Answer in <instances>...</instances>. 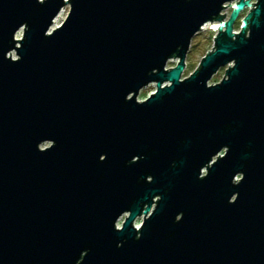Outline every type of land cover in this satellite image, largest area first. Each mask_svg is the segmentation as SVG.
<instances>
[{
  "label": "water",
  "instance_id": "95a60500",
  "mask_svg": "<svg viewBox=\"0 0 264 264\" xmlns=\"http://www.w3.org/2000/svg\"><path fill=\"white\" fill-rule=\"evenodd\" d=\"M0 264H264V0H0Z\"/></svg>",
  "mask_w": 264,
  "mask_h": 264
},
{
  "label": "rangeland",
  "instance_id": "374dc122",
  "mask_svg": "<svg viewBox=\"0 0 264 264\" xmlns=\"http://www.w3.org/2000/svg\"><path fill=\"white\" fill-rule=\"evenodd\" d=\"M64 9H65V13L63 14V16L60 19V23L61 24L67 18V15H68L69 10H70V6H66ZM230 12H231V10L228 9L226 13L230 14ZM247 12H248V10H245L240 15L238 20L236 21L235 30L237 32L240 30L242 19L247 14ZM22 35H23V32L21 31L19 38H22ZM215 35H216V32L214 30H211L209 27H207L204 30L202 29L196 36L193 37L192 42H191L190 50H189V52L187 54L186 68H185L184 73L182 75V80L187 78V77H189L192 73H194L199 68L201 60L208 54V51L210 53L213 50V46H214V42H213L214 40L213 39H214ZM12 55L15 56L14 53ZM175 65H176L175 62H169L167 69H169L171 67H174ZM224 77H225V68H222L212 78V80L210 81L209 85L221 82V80ZM155 91H156L155 85L151 84L150 86H148V87L144 88L143 90H141V92H140V94L138 96V100L147 99ZM137 222L139 224H141L142 223V218H139L137 220Z\"/></svg>",
  "mask_w": 264,
  "mask_h": 264
},
{
  "label": "bare ground",
  "instance_id": "6f19581e",
  "mask_svg": "<svg viewBox=\"0 0 264 264\" xmlns=\"http://www.w3.org/2000/svg\"><path fill=\"white\" fill-rule=\"evenodd\" d=\"M65 13V9L62 10V12L58 15V17L55 19L54 21V24H53V28L55 27H58L60 26V19L61 17L63 16V14ZM213 25H217L216 23H208L206 26L203 27V30L206 29L207 27H209L211 30L214 28V30H217L218 29V26L217 27H211ZM20 37V33L17 34V38L19 39ZM137 227L140 226V224L137 222L136 223Z\"/></svg>",
  "mask_w": 264,
  "mask_h": 264
},
{
  "label": "built area",
  "instance_id": "2783aa9c",
  "mask_svg": "<svg viewBox=\"0 0 264 264\" xmlns=\"http://www.w3.org/2000/svg\"><path fill=\"white\" fill-rule=\"evenodd\" d=\"M253 3H255L254 1H253ZM212 30H214V28L212 29ZM215 32H217L218 31V29L217 30H214ZM234 32L235 33H237V31L236 30H234Z\"/></svg>",
  "mask_w": 264,
  "mask_h": 264
}]
</instances>
